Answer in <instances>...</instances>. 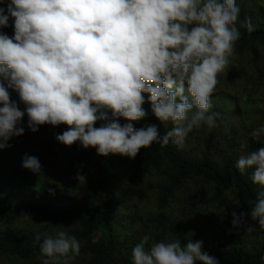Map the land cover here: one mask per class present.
I'll return each instance as SVG.
<instances>
[{
	"label": "clouds",
	"instance_id": "obj_1",
	"mask_svg": "<svg viewBox=\"0 0 264 264\" xmlns=\"http://www.w3.org/2000/svg\"><path fill=\"white\" fill-rule=\"evenodd\" d=\"M0 28L13 21L14 35L0 32V150L24 134L27 116L33 132L40 125L66 124L56 140L93 147L98 155L134 159L154 143L183 146L193 128L212 129L220 116L212 94L230 65L240 38L236 0H0ZM249 30H251L249 26ZM19 95L21 110L10 99ZM147 96V101L145 100ZM153 115L155 125L135 128L132 121ZM261 107H264L262 105ZM111 121L95 127L97 121ZM123 118L128 123L121 125ZM262 146L239 157L235 167L250 171L262 190L249 213H232L239 229L245 218L264 231V125L249 133ZM21 166L41 172L35 156ZM24 219L30 218L23 216ZM43 236V238H42ZM42 264H69L80 242L63 230L36 234ZM131 264H220L203 251L202 241L150 243L144 235L131 250Z\"/></svg>",
	"mask_w": 264,
	"mask_h": 264
},
{
	"label": "trees",
	"instance_id": "obj_2",
	"mask_svg": "<svg viewBox=\"0 0 264 264\" xmlns=\"http://www.w3.org/2000/svg\"><path fill=\"white\" fill-rule=\"evenodd\" d=\"M240 1L237 22L240 38L235 43L232 57L239 63L236 74L243 75L240 81H234L241 93L236 94V98L228 95H218L216 98L224 110L231 108L232 111L240 110L246 95L264 97V0ZM12 25L10 19L9 27L0 28V32L9 36L14 29ZM246 69L252 73L256 82L250 92L247 91L249 72ZM232 80L233 75L229 82ZM218 120L219 117L216 122ZM108 122L97 121L94 126L101 127ZM118 122L123 125L129 121L122 118ZM131 123L135 128L155 125L161 135L172 127L163 125L151 109L147 118ZM260 125H264V118L244 131L246 153L262 146L249 135L252 129ZM205 127L193 128L183 146L169 143L161 147L154 143L149 149L142 148L135 162L119 154L107 157L98 155L95 148L85 149L80 145L73 164L77 167L90 165V170L77 176L85 193L82 206L69 202L55 204L46 200L14 204L0 195V257L15 259L19 264H42L43 257L40 256L35 235H51L57 230H63L74 235L80 242V253L69 264H131V249L125 250L114 235L112 226L119 208L113 182L118 170L128 166L134 178L139 180H144L151 172L167 173L166 184L158 190L156 198L158 210L166 214L149 220L148 226L168 231L182 243L189 239L202 241L203 251L217 258L220 264H264V231L259 230L258 224L248 218L242 221L239 229L232 225V213H249L262 189L252 183L251 170L241 174L235 167L238 159L234 150L222 162L213 160L217 126L202 138L199 131L205 132ZM66 129H69L66 124H45L40 125L35 133L57 136ZM79 144L77 141L67 146L56 140L47 148L45 156L70 154ZM189 145L195 157L186 150L182 154L184 147ZM4 172H0V184L5 182L4 186L8 187L18 177L21 179L17 172L8 179L4 178ZM23 216L30 218L24 219ZM32 220L41 222L39 230L31 228L24 231L14 226L18 221ZM97 232L104 234L105 238L99 239ZM158 234L161 233H156L157 237ZM137 243H140V239ZM137 243L134 242V246Z\"/></svg>",
	"mask_w": 264,
	"mask_h": 264
},
{
	"label": "rangeland",
	"instance_id": "obj_3",
	"mask_svg": "<svg viewBox=\"0 0 264 264\" xmlns=\"http://www.w3.org/2000/svg\"><path fill=\"white\" fill-rule=\"evenodd\" d=\"M236 2L237 4L241 3L240 0H236ZM13 35L14 29L11 31L9 37L11 38ZM238 64V60L232 57L229 68L219 75V84L212 94L213 111L220 114L219 120L216 122L217 139L215 141V153L213 155V160L217 163L222 162L233 150L237 159L246 154L244 147L245 141L243 139L244 131L264 118V107H261L264 105L263 96L259 97L256 95L252 97V94L249 96L246 95L243 98L245 101L243 100L239 111H232L233 109L231 108L224 110L223 105L216 99L218 95H228L236 98V94L241 93L240 87L234 83V81H240V77L243 76L236 74ZM244 65H247L246 61H244ZM246 71L249 72L247 91L250 92L254 89L256 82L252 78V73L247 69ZM232 75L233 80L230 83L229 80ZM9 94L10 99L17 102L19 108L23 110L25 106L20 101L18 93L13 89H9ZM145 100L147 101V96H145ZM142 107L146 112V116L143 118L145 119L149 115L151 106L146 102ZM109 121H111L110 113ZM168 125L172 126L170 123ZM19 126L24 128V134L11 138L9 140L11 146L0 150V172L5 171L3 177L7 179L17 172L21 175V179L19 177L18 179H14L13 183L8 187L4 186L5 182L0 184V195L6 201L14 204H20L30 200H46L55 204L69 202L77 206L84 205L85 193L83 184L79 182L77 176L83 171L90 170V165L86 164L82 167H77L73 164L81 144L75 147L70 154L62 153L58 157L51 155L45 156L47 148L56 142V135L33 133L27 126L26 115ZM69 127L67 125V128ZM212 129L206 126L204 129L205 132H200V130L199 135L204 138ZM188 138L190 137L188 136ZM185 150L192 157H195V154L191 153L193 152L191 145L184 147L183 155ZM25 154L35 156L39 159L41 164L40 173L34 174L21 166L22 157ZM137 159L135 157L130 160L131 162H135ZM166 178L167 173L160 171L151 172L144 180H139L134 178L128 166L121 167L118 170L113 182V192L118 201L119 208L112 226L114 235L126 248V251L128 249L132 250L134 242L137 243L139 239L141 241L142 237L146 234L150 236V243L177 239L170 235L168 231H162L147 225L149 220L166 214L164 211L161 212L158 210L156 203L158 190L164 187ZM40 223L38 220L28 222L18 221L14 226L22 228L24 231L30 230L31 228L39 230V227L42 225ZM158 232L161 234H158L157 237L156 233ZM96 235H98L99 239L105 238V235L102 233L97 232ZM129 257L131 259V253H129ZM0 264H19V262L15 259L0 257ZM49 264H54V262L50 261Z\"/></svg>",
	"mask_w": 264,
	"mask_h": 264
}]
</instances>
